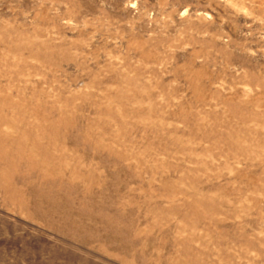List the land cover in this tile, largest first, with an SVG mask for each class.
<instances>
[{
    "label": "rangeland",
    "instance_id": "1",
    "mask_svg": "<svg viewBox=\"0 0 264 264\" xmlns=\"http://www.w3.org/2000/svg\"><path fill=\"white\" fill-rule=\"evenodd\" d=\"M0 264H264V0H0Z\"/></svg>",
    "mask_w": 264,
    "mask_h": 264
}]
</instances>
